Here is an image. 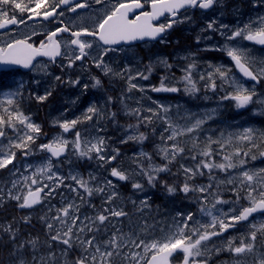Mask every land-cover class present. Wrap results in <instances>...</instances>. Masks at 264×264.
Returning <instances> with one entry per match:
<instances>
[{
  "label": "snow or ice",
  "instance_id": "6c2138e0",
  "mask_svg": "<svg viewBox=\"0 0 264 264\" xmlns=\"http://www.w3.org/2000/svg\"><path fill=\"white\" fill-rule=\"evenodd\" d=\"M220 3L221 0H116L115 3H112V0H51V2L50 0H27V2L25 0H0V30L8 29L9 32H13L9 26L26 25L27 20L34 17H43L45 20L52 18L55 22L59 17L64 16V10L58 11L61 6H67V10L73 13H76L77 9L100 6L95 9V19L91 26L81 24L77 30H73L71 24H64L60 20L58 26L48 32L39 42H32L33 36L36 35L35 32L23 38L11 34L7 40H0V65L19 66L31 70L36 67L34 62L38 63V57H47L54 63L57 57L63 55L68 59L67 66L72 67L76 61H82L89 55L86 49H92L95 43L98 50V55L92 58L95 67L101 69L104 75L111 74L122 79L127 73L128 91L131 92L133 89L144 91V88L133 81L137 77L147 80L148 75L140 71H137L136 75H132L131 68L115 71L104 62V57L109 52L122 50L116 47L122 43L130 44L145 38L155 40L166 30L171 29L174 24L183 23L188 17L177 18L182 9L207 10ZM145 4L149 6L150 10L140 11L129 18L130 13L144 9ZM253 6H264V0H255ZM24 13L28 14L27 19L23 15H20L19 19L17 18L19 14ZM161 17L165 18L163 22L154 23L160 21ZM215 24L216 21L209 22L207 29H214ZM228 27L224 24L219 26V28ZM60 33H67L72 38L69 41H62L57 38ZM221 35H225L227 41H235L240 38L264 46V15L249 18L247 22L230 29L227 34L222 32ZM81 37H85V39H81ZM88 37L91 39H87ZM197 40L199 41V37ZM62 44L65 48L63 54ZM223 50L244 77L255 82L264 79V60H255L246 49H241L238 46H226ZM69 52L74 54L69 55ZM161 63L166 68L172 67L166 60ZM46 67L44 66L43 70L46 71ZM193 67H195L194 63L189 64L183 70L185 74L181 77V81L185 83L183 91L189 95L200 91L192 78L191 69ZM147 71L149 74L151 73V65L147 66ZM54 79L60 81L61 77L55 76ZM165 79L168 78H162L160 86L153 87L152 91L173 93L181 91L178 87L165 85ZM199 79L205 80V87L212 91H216L218 87L217 79L220 81V88L223 89L225 85L230 87L232 91H226L220 99L235 101L237 108H244L250 103H255L254 97L257 95L255 89H249L237 82L231 75V70L223 65L213 66L212 71L206 75L201 74ZM93 80V88L102 85L101 79L94 77ZM70 83L79 84V79L70 81ZM87 87L88 85H84L85 89ZM17 94L19 93L9 92L6 94L9 97L8 105L14 104L12 97ZM50 95L49 91L44 95L37 96L36 99L43 102ZM108 99L111 101L112 98ZM125 107L127 108V105ZM146 111L149 115L142 114L139 108L129 110L128 114L135 116L137 123L127 126L128 130L135 131L121 140V143L129 141L143 143L148 139V135L139 131L140 126L147 127L153 125L155 120L162 121L166 125L163 131L167 135L161 134L160 139L164 142V146L158 147V151L167 163L159 166L149 164L147 167L140 163L138 165L139 175L146 179L148 185L154 187L159 179V173L170 172L169 165L176 161L178 156L181 158L187 156L194 163L192 166L180 165L184 182L180 185L179 190L186 195L192 193L193 199L199 205L198 212L202 217L209 219L202 222L201 219L195 218L196 213L178 212L173 217L167 231L145 224L139 233H134L131 230L124 232L119 218L128 217L130 214L113 204L119 195L114 190L113 182L106 180L104 185L99 186L91 183L96 180L94 176H90L89 179L78 175L61 176L58 170L53 171L55 165L51 159L54 157L58 160L68 152L71 145L72 150L79 157L92 159V154L95 153V158L98 161L111 163L120 155L119 150L106 156L104 153L108 149L103 137L97 136L94 141L88 140L81 137L80 131L73 133L74 139L71 142L60 134L47 143L36 144L40 138L41 127L31 122L30 117L20 112L18 108L13 110L4 108L3 114H0V138L8 140V147L0 149V169L13 164L16 159V150H19L24 157L33 155L36 151L49 154L45 162L35 169L32 176L23 177L26 182L38 186L34 190L29 188L23 198L19 195L14 196L9 189L7 197L18 202L22 200L18 203V207L21 209L33 208L43 204L50 197L54 198L57 189L63 186L75 193L81 203L79 205L74 202L67 203L65 207L56 209L55 215L49 216L45 213L40 217L49 233L48 241L45 242L49 248L47 257L36 255L39 249L38 238L22 241L19 229H14L11 223L0 224V233L5 234L0 236V248L7 249V259H0V264H29L27 258H30L31 264H57L59 258L54 251H51L54 243L64 246L61 249L64 264H172L174 255L178 252L180 253V264H210V256L218 255L222 251L232 254V264H249V257H251L250 264H264V219L259 223L254 222V214L264 215V168L248 169L245 167L248 159L255 160L257 158L256 155H250L253 149L259 150V155L264 157V148L261 147L264 145V132L257 133L256 130L249 127L235 135L230 133L225 136L224 133H221L218 138L207 137L204 141H200L199 133L205 123L203 118H186L184 124L174 122L169 116L170 108L163 104H158L157 108H149ZM115 115L114 112L110 113V117L113 119ZM94 116L100 119L104 118L102 110L92 105L80 118L56 120L53 123L66 133L76 128L78 124L92 121ZM6 127L15 134L14 140L8 138ZM102 130L100 129V131ZM151 131L154 133L155 127H151ZM184 137L188 138L187 141L182 140ZM258 138L260 143L257 142ZM169 141L170 144H168ZM213 145L217 146L218 151L213 148ZM139 155L148 161L152 159V156L147 152L141 151ZM216 156L221 157L219 162H217ZM13 167L15 168V165ZM233 170H235V174H233ZM16 171L19 170L16 169ZM214 171L225 173V178L218 179L213 175ZM205 174L209 177L208 184L190 183L197 176ZM110 175L121 181L130 179L129 175L118 170L117 167L111 169ZM40 176L46 177L53 183H43L39 179ZM65 179L74 181L77 187L65 184ZM17 183L16 180H13L12 188H16ZM132 187L144 190V185L139 182L134 181ZM165 187L169 193H174L177 190L167 182H165ZM222 188H227L232 192L234 200L224 199ZM79 189L83 190V195ZM94 193L104 194L100 207L91 203L90 199H86L91 198ZM242 199L246 201V204L239 203ZM3 203L4 195L0 194V206ZM132 204L136 206L135 201H132ZM225 204L231 206L227 210L218 207V205ZM81 205L93 209V214H81ZM149 207L150 205L145 199L140 201L137 211L142 212ZM51 211L52 208L49 207L48 212ZM30 219V216L22 218L25 223H28ZM240 222H248L249 231L247 233L238 238L226 237L223 245L213 243L209 246L207 242L211 241L213 237L222 236L223 233L230 228H235ZM57 224L59 227H56ZM157 231L161 233L159 236L154 234ZM258 236L259 246L257 245ZM237 239H239L238 244L236 243ZM74 248L80 249L79 255L69 260V253L73 252Z\"/></svg>",
  "mask_w": 264,
  "mask_h": 264
},
{
  "label": "rangeland",
  "instance_id": "374dc122",
  "mask_svg": "<svg viewBox=\"0 0 264 264\" xmlns=\"http://www.w3.org/2000/svg\"><path fill=\"white\" fill-rule=\"evenodd\" d=\"M224 3V0H222ZM255 0H237V3L233 6L232 12H229L226 8H222L218 12L216 29H219L218 34L220 35V40L215 41L214 43L207 42L205 36L203 39L205 43L201 46L203 49H211L215 51H224L223 49L226 46H238L241 49H246L250 56L255 60L260 61L264 60V51L254 48L248 41L237 38L235 41H227L225 35L230 29L242 25L247 22L249 18H255L257 15H264V6L254 7ZM100 6H93L90 12L87 14V18L90 19V26L93 19H95V9ZM35 22L31 21L30 23V32L37 33L39 31L35 30ZM221 24L228 25V28H219ZM8 37H2V40H7ZM1 40V39H0ZM192 52L188 51V54ZM184 54V52L177 53L176 58L181 59L183 62H186L185 58L189 55ZM98 55V50L95 43L91 49L92 58ZM224 55H226L224 53ZM126 56V55H125ZM194 60L186 64H180L179 62L166 60L168 64L172 67L166 68L162 63L161 59L154 61L157 65L152 63L144 64L138 62L136 58H123V55L117 51L112 52L110 55L104 57V62L109 64L115 71L122 70L124 68H131V74L136 75L137 71L144 72L145 75H148V79L144 80L137 77L133 83L138 84L140 87L144 88V91H139L138 89H133L131 92L128 91V82H127V73H125V78H120L113 76L111 74L104 75L101 69L93 65V69L90 74L82 82V88L78 92L71 93L70 81L65 84V87L61 89L60 92H57L60 88V85L57 86L55 82H50L51 78H54L55 75L47 67L46 71L43 70L42 66L36 72V75H43V80H37L36 85L38 89H42V92H36V96L44 95L47 92H51V95L48 96L46 100L40 102L41 107L36 108L35 111L30 113H23L24 115L30 117L31 122L38 124L41 127L40 138L36 141V144L47 143L52 140L55 136L62 134L63 137L70 142L74 139L73 133L75 131H80L81 137L88 140H93L97 136L103 137L106 141V147L108 151L104 153L107 155L114 154L115 150H119L120 155L117 156V159L111 163H104L98 161L95 158V153L92 154V159H87L79 157L72 150L71 145L69 146V154L66 158L61 160H53L55 167L53 171L59 172V175L64 177H69L70 175L82 176L85 179H89L90 176L96 177V180L91 183L94 185L102 186L106 180H111L115 185V191L119 193L116 200L113 201V204L123 208L125 212H128L130 215L128 217H120L119 219H126L128 222L132 223V229H135V233H139L142 227L147 224H155L154 226L159 228H164L167 231L168 226L171 224L173 217L176 216L178 212L182 213H196L197 219H201L202 222H206L209 218L202 217L198 212L199 205L193 199V194L188 193L187 195L180 191V183L172 184L177 190L174 193H169L166 190L164 180L160 178L161 172L159 173V179L155 183V186H150L147 184L146 179L139 175L140 163H143L145 167L149 164L152 165H163L167 163L164 160L163 156L159 153L158 147H163L164 142L161 141V134L167 135L163 130L165 124L162 121L155 120L154 124L151 126L141 125L139 128L140 132H144L148 135V139L143 143H138L135 141H129L127 143H121V140L125 139L127 135L133 134L135 130H128L127 126L129 124H136L137 118L133 115H129L128 112L130 109L139 108L144 115H149L146 111L149 108H157L158 104H163L170 108L169 116L174 122L180 124L185 123L186 118L195 119L203 118L205 123L202 126V129L199 133L200 141H204L207 137H212L213 139L220 137L221 133H224L225 136L228 134H238L243 132L245 128H253L259 132H264V121H259L255 116L262 117L264 120V79L263 83L260 86H257L254 83H248L243 80L235 71L234 66L231 62H226L224 59L219 61L202 60L197 56H194ZM93 60V59H92ZM195 64V67L191 69L192 78L196 82V86L200 89L199 92L194 95H189L183 91L185 83L181 81V77H178L177 74L182 72V77L185 74L183 71L188 67L189 64ZM151 65L152 71L149 74L147 71V66ZM223 65L231 70V75L234 79L243 84L245 87L255 89L256 96L254 97L255 103H250L244 108H237L236 102L233 100H222L220 97L225 95V92H230L232 89L225 85L222 89L219 87L220 81L217 79V89L212 91L209 88L205 87L206 81L200 80L199 76L201 74H207L213 70V66ZM57 75V74H56ZM99 78L102 81L100 87L93 88L92 84L94 83L93 78ZM167 77L164 83L167 86H175L181 89L180 92H155L152 91L153 87H159L161 79ZM42 81V82H40ZM84 85H88L87 89L84 88ZM11 93H15L10 91ZM17 93V92H16ZM181 94V95H174ZM15 96V95H14ZM111 97V101H109ZM4 101L0 105L6 103L8 99H2ZM95 105L97 108L102 110L104 115L103 119L98 117H93L92 121L78 124L76 128L72 129L69 132H63L53 121L59 120H72L82 117L86 112L89 106ZM127 105V108L125 107ZM10 110V109H9ZM116 113L115 118L110 117V113ZM0 114H3V110H0ZM234 116V117H233ZM221 125V126H220ZM19 127V125H18ZM151 127H155V132L151 131ZM100 129H103L100 131ZM5 131L8 134L9 139H15V134L11 129L5 128ZM187 137L182 138L183 141H187ZM257 142L260 143L259 138ZM171 142L169 141L168 144ZM190 146V142H189ZM8 147V140L3 139L0 143V149H6ZM264 148V145H261ZM35 148V145H33ZM214 149H217L216 145H213ZM15 150V149H13ZM147 152L152 156L151 161H148L141 157L140 152ZM187 151V150H186ZM218 151V149H217ZM259 150L253 149L251 154L257 153ZM49 154L36 151L35 154L24 157L21 155L19 150H16V159L13 161V164L8 165L4 169H0V194L4 195V201H16L9 199L7 197V192L11 189L14 196L19 195L23 198L29 188L34 187L30 182H26L23 177L32 176L35 169L43 164L48 158ZM255 160L248 159L247 164L245 165L248 169H261L264 168V157L260 155L256 156ZM199 159V157H198ZM217 162L221 160L220 156H216ZM193 161L187 156L181 158L177 157L176 161L169 165L170 173L175 169L176 172H179L183 175L180 165L184 164L186 166H192ZM15 165V168L13 167ZM30 166V167H29ZM117 167L118 170L124 171L127 175L130 176L129 180L121 181L115 179L110 175L111 169ZM18 169L19 171H16ZM206 172V170H205ZM15 173V174H13ZM135 173V174H134ZM235 174V170H233ZM218 179L225 178V173L215 172L213 173ZM207 176L206 178H203ZM39 179L43 183H53V181H48L46 177L40 176ZM16 180L17 187L12 188V181ZM65 184H71L73 187H77L75 182L70 179H65ZM139 182L144 185V190H137L132 187L133 182ZM209 177L207 174L204 176H197L190 183L193 184H208ZM214 182V181H213ZM171 185V184H168ZM38 186V185H37ZM231 187L230 185L228 186ZM47 191V190H46ZM83 195V190L79 189ZM110 191V190H109ZM223 198L226 200H234L233 193L228 191L227 188H222ZM228 193L225 194V192ZM159 196L161 199H157ZM155 197V198H154ZM90 199V202L95 204L97 207L103 202L104 194L94 193ZM147 199L149 208H145L142 212L137 211V208L140 205V201ZM211 199V197H209ZM132 201L136 202V206L132 204ZM49 204L43 207L48 213L49 207L52 208L54 214H56V209L60 206L65 207L67 203L74 202L80 204L79 198L76 197V194L71 192L68 188L61 186L57 189V194L54 198L50 197L46 200ZM54 203V204H52ZM240 204H246V201L243 199L239 201ZM58 205H60L58 207ZM85 208H88L86 205H81ZM80 206V207H81ZM107 206V205H105ZM231 205H218L224 210H227ZM51 211V212H52ZM81 211V210H80ZM89 215L93 214V209L89 208L83 211L84 214ZM256 218L264 219V215H258ZM116 218H113L115 220ZM157 219V221H154ZM151 220V221H149ZM120 222L123 221L119 220ZM256 223L257 221L254 220ZM136 224V225H135ZM245 228H248V223L245 224ZM138 230V231H137ZM159 232L154 233L158 235ZM62 264H64V257H61Z\"/></svg>",
  "mask_w": 264,
  "mask_h": 264
},
{
  "label": "flooded vegetation",
  "instance_id": "af4514ba",
  "mask_svg": "<svg viewBox=\"0 0 264 264\" xmlns=\"http://www.w3.org/2000/svg\"><path fill=\"white\" fill-rule=\"evenodd\" d=\"M25 2H27V0H25ZM115 2L116 0H112V3ZM236 3L237 0H224V3H222L221 0L220 4L214 5L213 8L207 10L200 8H187L186 10H182L180 16H178L177 18L179 19L184 16L188 17V19H185L183 23L174 24L171 29L166 30L165 33H163L160 37H157L155 40L146 38V40H137L136 42L130 44L122 43L121 45L116 46L119 49H122L117 52L122 54L124 59L132 57L136 58L138 62H142L144 64H150L153 62L152 64L157 65L154 61L158 60L159 58L162 61L168 59L169 61L179 62L180 64H186L190 61H193L195 58L194 56H197L202 60H207L206 58L213 61H219L221 59H224L226 62H231L233 65L231 58L227 56L225 51L203 49L201 46L205 43V40L211 43L220 40L221 37L218 34L219 30H215L218 12L221 11L222 8H226L229 12H232V8ZM60 10H64V16L59 17V19L55 22H53L52 18L45 20L43 19V17H34L31 20H27L26 25L20 24L9 26V29L13 30V32H9L8 29L0 30V39L2 40V37H8L11 34H14L18 38H23L24 36L29 35L27 33L30 32L31 21L35 22L33 23L35 24V30L39 31L36 33V35L33 36L32 42H39L40 40H42L48 32L54 30L58 26L60 20H62L64 24H71L73 26V30H77L81 26V24H84L85 26H90V19L87 18V14L90 12L91 8L77 9L76 13L68 11L67 6H61V9H58V11ZM147 10H150V8L147 4H145L144 9L136 10L135 13H130L129 18H132L140 11ZM20 15H23V17L27 19V13L19 14L17 17L18 19L20 18ZM164 19V17H161L160 21H156L154 23L163 22ZM211 21H216L214 29H207V24ZM198 37L199 41L197 40ZM203 37L205 38V40L203 39ZM57 38L62 39V41H69L72 37H70L67 33H60L58 34ZM81 39H85V37H81ZM87 39L91 38L88 37ZM251 46L264 51V48L258 47L257 45L251 44ZM72 47L75 48V46ZM64 51L65 48L62 44V54ZM86 51L89 52V55L86 56L82 61H76L72 67L67 66L68 59L64 58L62 55V57L60 59H56L54 63L46 57L39 58L37 60L38 63L34 62L36 64V67L31 70H26L21 67L8 70H0V98L8 99L9 97L6 94L10 91L19 93L12 97V99L14 100L13 105H8L6 102L3 105H0V110H3L4 108H9L10 110L18 108V110L22 113H30L35 111L36 108L41 107L40 102L35 98V96L36 92H42L41 88H37L36 81L38 79L43 80V75H36V72L40 71V68L44 65H46L47 68L52 73H54L55 76L61 77L60 81H57L54 78L50 79V82L53 81L57 84V86L60 85V88L57 92H60L61 89L65 87V84L69 82V80L74 81L79 79V84H67L68 86H71V90H69L71 93L78 92L79 89L83 87L81 85L82 82L94 68V63L91 56V49H86ZM188 51L192 53L188 54ZM181 52H184V54L189 55L187 58H185L186 62H183L181 60L182 58H177L174 60V58H176L175 55ZM111 53L112 52H109L108 55H110ZM224 53L226 55H224ZM73 54L74 53L69 52V55ZM177 75L178 77H182V72ZM3 102L4 101L0 100V104ZM33 186L34 187L31 188L32 190L37 187V185ZM20 202H22V200L19 202L8 200L4 201L3 205L0 206V224L7 225L11 223L14 229H19L20 239L22 241L38 238L39 249L36 255L47 257L49 253V248L48 244L45 242L48 241L49 233L48 229L45 226V223L40 219V217L47 213L45 210H43V207H45L49 203L45 200L43 204L36 205L33 208L21 209L18 207V203ZM59 206L60 205H58V207ZM59 208H61V206ZM84 209L85 207H80V210ZM48 213L49 216L55 215L53 211ZM26 216L31 217L28 223H25L22 220V218ZM119 220L123 221L122 225L124 232H129L130 230L134 233L136 232L135 229H132V223L128 222L126 219ZM254 220L257 221L256 223H259L261 221V219H258L256 217ZM154 221H157V219H154ZM247 223L240 222L235 228H230L220 237H213L212 240L208 241L207 243L209 244V246H211L213 243H215L216 245H223L226 237L238 238L249 231V228H245V224ZM154 225L155 224H151V226ZM56 227H59V225L57 224ZM157 232L155 233L157 234ZM52 234L54 235L55 233L53 232ZM160 234L161 233L159 232L158 235ZM4 235L5 234L0 233V236ZM236 243H239V239H237ZM259 243L260 241L258 236V246ZM63 247V245H60L58 243H54L52 245L51 251H54L56 253V256L59 258L57 260V264H62L61 249ZM79 252L80 249L74 248L73 252L69 253V260L74 258L76 255H79ZM0 259H7V249L0 248ZM27 259H29V264H31L30 258ZM248 260L250 264L251 257H249ZM172 264H180L179 252L174 255ZM210 264H232V254L228 251H222L218 255H211Z\"/></svg>",
  "mask_w": 264,
  "mask_h": 264
},
{
  "label": "trees",
  "instance_id": "16d2710c",
  "mask_svg": "<svg viewBox=\"0 0 264 264\" xmlns=\"http://www.w3.org/2000/svg\"><path fill=\"white\" fill-rule=\"evenodd\" d=\"M259 121H264L262 118L258 119ZM250 155H259V151L257 153L254 154H250ZM160 178H162L164 180V183L167 182V184H176V183H180L182 184L184 182V176L179 173L176 172L175 169L171 171V173H161L160 174ZM158 199H161V197L157 196Z\"/></svg>",
  "mask_w": 264,
  "mask_h": 264
},
{
  "label": "water",
  "instance_id": "95a60500",
  "mask_svg": "<svg viewBox=\"0 0 264 264\" xmlns=\"http://www.w3.org/2000/svg\"><path fill=\"white\" fill-rule=\"evenodd\" d=\"M182 10H184V9H182ZM181 10V11H182ZM135 42V41H134ZM39 58H42V57H38L37 58V60L39 59ZM47 58V57H46ZM49 59V58H48ZM17 67H19V66H6V65H0V70H3V69H11V68H17ZM22 68V67H21ZM26 70H29V69H26ZM237 71H238V73L242 76V77H244L243 76V74L239 71V69H237ZM247 81H252L251 79H249V78H247V77H244ZM259 83V82H258ZM66 154V153H65ZM64 154V155H65ZM63 156V155H62Z\"/></svg>",
  "mask_w": 264,
  "mask_h": 264
},
{
  "label": "bare ground",
  "instance_id": "6f19581e",
  "mask_svg": "<svg viewBox=\"0 0 264 264\" xmlns=\"http://www.w3.org/2000/svg\"><path fill=\"white\" fill-rule=\"evenodd\" d=\"M234 117V116H233ZM221 126V125H220ZM64 182H67V181H64Z\"/></svg>",
  "mask_w": 264,
  "mask_h": 264
}]
</instances>
